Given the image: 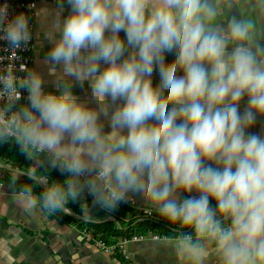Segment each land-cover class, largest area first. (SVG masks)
Segmentation results:
<instances>
[{
  "label": "clouds",
  "instance_id": "obj_1",
  "mask_svg": "<svg viewBox=\"0 0 264 264\" xmlns=\"http://www.w3.org/2000/svg\"><path fill=\"white\" fill-rule=\"evenodd\" d=\"M47 33L55 89L39 70L0 74V138L45 153L66 173L19 193L29 210L87 188L116 211L151 202L191 226L175 238L189 264L206 241L221 264H264V44L253 16L221 19L231 0H66ZM254 7L264 14V0ZM47 14L46 10H42ZM39 14V13H38ZM31 18L0 0V39L20 47ZM168 73L165 75V73ZM87 84L82 98L74 88ZM28 103L13 104L20 89ZM213 201L215 203H213ZM11 241L0 238V250Z\"/></svg>",
  "mask_w": 264,
  "mask_h": 264
},
{
  "label": "crops",
  "instance_id": "obj_2",
  "mask_svg": "<svg viewBox=\"0 0 264 264\" xmlns=\"http://www.w3.org/2000/svg\"><path fill=\"white\" fill-rule=\"evenodd\" d=\"M35 1L32 70L41 71L45 78L46 88L54 90L56 80L53 75L48 73L49 65L46 61V54L52 47V41L48 38L47 33L57 11L62 7V15H67L69 8L66 0ZM254 5L255 0H231V6L226 7L221 22L226 24L233 15L237 17L253 16L257 21V43L264 44V14H261ZM42 10H46L47 14ZM167 74L166 72L165 75ZM74 91L82 98H86L90 94L87 84L76 85ZM260 127H264V121L258 124L257 130ZM2 147L3 143H0V164H6ZM29 154L31 156L29 165L33 170L41 171L40 176L45 179V182L65 179L66 176L62 175L61 170L54 166L48 157L46 158L47 154H44L45 157L35 151L29 152ZM8 163L6 165L19 168L17 164ZM10 174L15 176V174ZM6 176H9V172L0 169V238H7L11 243L8 245V249L0 250V264H189L188 261L177 255L175 240L172 239L128 241L124 244V250L128 256L126 259L120 252L116 254L103 252L82 239L81 225L61 217L58 212V210L61 211L60 208L56 210L36 208L29 211L19 201V193L11 191L10 186L3 182ZM64 205L66 206V202ZM134 207L151 209L159 213L149 201ZM110 212L112 214L102 216V218L121 216V212L113 208ZM83 216L88 217L86 210ZM184 227L188 228V226ZM122 236L124 235L120 232L116 233L117 239ZM205 244L207 255L204 264H221L214 243L206 241Z\"/></svg>",
  "mask_w": 264,
  "mask_h": 264
},
{
  "label": "trees",
  "instance_id": "obj_3",
  "mask_svg": "<svg viewBox=\"0 0 264 264\" xmlns=\"http://www.w3.org/2000/svg\"><path fill=\"white\" fill-rule=\"evenodd\" d=\"M0 143H3L2 152L4 155L3 157L5 159L4 162L6 164H9L8 162H12L15 165L17 164L20 169L26 170L27 172H31L38 176L41 175V171L39 169L33 170L32 167L29 165L31 157L29 151L23 149L18 142L14 143L6 140L5 137H2L0 138ZM40 154L44 155L45 153ZM47 157L48 156H46V158ZM10 173L11 172H9V176L4 177L3 182L10 186L11 191L20 193L25 185H30L33 188V191L37 194L43 191V189L40 188L34 180L27 177H21L15 173H12L15 174V177L12 176ZM62 175L66 176V173L62 172ZM213 203L215 202L213 201ZM66 207L79 215H84V212L86 210L87 216L92 219H100L102 218V216L112 214L110 212L112 208L97 203L87 188L82 189L75 196H69L66 201ZM58 212L59 215L64 219L74 221L81 225V227H87L88 229L93 230L96 236L101 237L108 243L116 239V233L118 232L127 237H131L135 234L145 232L170 234L175 230H185L195 234L194 230L190 226H188V228H185L179 222L170 221L168 218L162 216L161 214H156L153 217L140 216L137 215L133 209L128 208L126 205L123 207L122 210H120L121 216H116V219L119 222L129 227V229L124 231L118 230L116 225L113 223L92 224L83 222L81 220H75L74 218L68 216L67 214L59 210ZM141 218H144L145 220L134 224L138 219Z\"/></svg>",
  "mask_w": 264,
  "mask_h": 264
},
{
  "label": "built area",
  "instance_id": "obj_4",
  "mask_svg": "<svg viewBox=\"0 0 264 264\" xmlns=\"http://www.w3.org/2000/svg\"><path fill=\"white\" fill-rule=\"evenodd\" d=\"M10 11L17 12L23 11L28 14L31 18L32 26V36L31 39L23 43L20 47H12L9 45L7 40L0 39V74H5L11 69L16 75L17 79H23L29 70H32L33 67V51H34V40H35V17H36V1L35 0H9ZM20 97L13 104V110L19 109L21 106L28 103L27 89H20ZM9 103L8 97L6 94L0 92V107L7 105ZM6 140L11 142H17L13 135L5 136ZM40 153V152H37ZM128 208L134 210L137 215L145 217H153L156 214L155 211L151 209H137L132 205H126ZM181 233H189L188 231H174L170 234H161L155 232H145L140 234H135L131 237L122 236L119 239L111 241L110 243L103 240L101 237L96 236L94 231L88 229L87 227L80 228V234L82 239L94 245L97 249L110 253L120 254L126 259L128 258L125 250L124 244L128 241H142V240H166L172 239L175 240ZM195 238V234H193Z\"/></svg>",
  "mask_w": 264,
  "mask_h": 264
},
{
  "label": "water",
  "instance_id": "obj_5",
  "mask_svg": "<svg viewBox=\"0 0 264 264\" xmlns=\"http://www.w3.org/2000/svg\"><path fill=\"white\" fill-rule=\"evenodd\" d=\"M0 169H4V170H7L8 172L15 173L21 177L30 178V179L34 180L37 183V185L42 189H44V187H45V183L41 182V181H45V179L42 176L35 175L33 173L27 172L26 170H23L20 168L11 167V166L6 165V164H0ZM60 210H61V212L67 214L68 216H70L76 220H81L83 222L92 223V224L113 223L116 225L118 230L124 231V230L129 229L128 226H124L121 222H119L113 216H108V217L100 218V219H92V218L85 217L83 215H79V214L74 213L71 209L67 208L65 205H63V207H61ZM143 220H145V219L144 218L138 219L134 224L141 222ZM133 225H131V226H133Z\"/></svg>",
  "mask_w": 264,
  "mask_h": 264
}]
</instances>
